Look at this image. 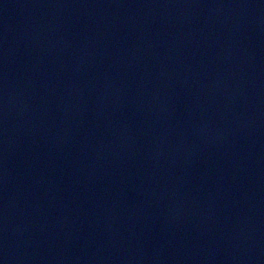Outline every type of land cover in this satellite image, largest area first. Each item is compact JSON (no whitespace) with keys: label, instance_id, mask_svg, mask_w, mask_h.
<instances>
[{"label":"water","instance_id":"1","mask_svg":"<svg viewBox=\"0 0 264 264\" xmlns=\"http://www.w3.org/2000/svg\"><path fill=\"white\" fill-rule=\"evenodd\" d=\"M0 264H264V0H0Z\"/></svg>","mask_w":264,"mask_h":264}]
</instances>
